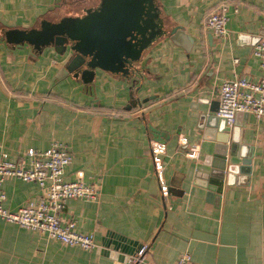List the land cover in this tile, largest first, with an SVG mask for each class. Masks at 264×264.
Instances as JSON below:
<instances>
[{
	"label": "crops",
	"instance_id": "obj_1",
	"mask_svg": "<svg viewBox=\"0 0 264 264\" xmlns=\"http://www.w3.org/2000/svg\"><path fill=\"white\" fill-rule=\"evenodd\" d=\"M70 1L0 0V153L15 160L29 148L63 144L72 156L64 178L82 172L99 195L69 199L62 216L97 246H68L0 219V264H134L104 244L115 235L135 250L146 246L144 264H175L184 252L198 264H264V118L238 113L227 143L209 120L220 123L224 80L263 75L253 48L264 35V0H154L160 32L132 74L97 68L87 82L63 72L69 53L6 38L43 20L83 16ZM221 5L228 22L219 38L205 18ZM155 142L165 146L166 196ZM2 190L11 211L42 194L16 178Z\"/></svg>",
	"mask_w": 264,
	"mask_h": 264
},
{
	"label": "built area",
	"instance_id": "obj_2",
	"mask_svg": "<svg viewBox=\"0 0 264 264\" xmlns=\"http://www.w3.org/2000/svg\"><path fill=\"white\" fill-rule=\"evenodd\" d=\"M228 17L226 6L221 5L205 18V27L222 38L227 34ZM253 54L260 60L263 75L258 81L246 78L224 80L218 90L217 115L232 126L236 115L244 112L255 118H264V35L253 48ZM186 141V138H183ZM165 150L163 143L151 144V153L157 176L161 182V191L167 195V187L162 184V163L160 154ZM190 156L193 153L189 154ZM72 156L66 147L53 141L46 150L27 149L17 159H10L0 153V219L20 227L46 234L68 246L85 250L95 248L96 242L91 233L79 232L71 219L62 216L69 199L81 198L88 201L97 200L99 192L94 184L82 181V172L76 180L64 178L65 168L71 163ZM7 178H16L24 182L36 183L42 190L37 198L28 201L15 211L4 206L6 194L2 184ZM146 246H141L136 256L130 261L135 263L145 253ZM175 264H198L188 252L182 253Z\"/></svg>",
	"mask_w": 264,
	"mask_h": 264
},
{
	"label": "water",
	"instance_id": "obj_3",
	"mask_svg": "<svg viewBox=\"0 0 264 264\" xmlns=\"http://www.w3.org/2000/svg\"><path fill=\"white\" fill-rule=\"evenodd\" d=\"M156 8L154 0H99L97 6L86 9L83 16H66L57 22L43 20L39 27L28 31L13 30L6 38L10 42L26 41L37 52L52 46L60 55L69 53L63 72L74 73L86 82L93 78L97 68L130 76L133 62L160 32ZM212 117L217 116L209 118L212 124L225 132L218 142L227 143L231 127L224 118L220 117L217 123ZM220 169L225 171V166ZM216 192L220 193V189ZM130 243L115 235L104 244L112 245L123 259L136 256L141 247L135 250ZM142 257L134 264H144L140 261Z\"/></svg>",
	"mask_w": 264,
	"mask_h": 264
},
{
	"label": "rangeland",
	"instance_id": "obj_4",
	"mask_svg": "<svg viewBox=\"0 0 264 264\" xmlns=\"http://www.w3.org/2000/svg\"><path fill=\"white\" fill-rule=\"evenodd\" d=\"M97 0H79L78 2H75L74 0H71L69 2V5H71V9H89L91 7L97 6ZM64 8V7H63ZM63 8L61 10H63ZM68 8V7H67ZM78 11V10H76Z\"/></svg>",
	"mask_w": 264,
	"mask_h": 264
},
{
	"label": "flooded vegetation",
	"instance_id": "obj_5",
	"mask_svg": "<svg viewBox=\"0 0 264 264\" xmlns=\"http://www.w3.org/2000/svg\"><path fill=\"white\" fill-rule=\"evenodd\" d=\"M156 7V6H155ZM156 11H157V8H156Z\"/></svg>",
	"mask_w": 264,
	"mask_h": 264
}]
</instances>
